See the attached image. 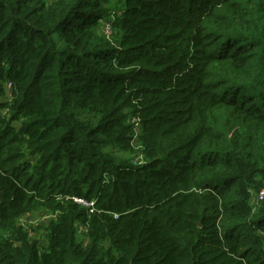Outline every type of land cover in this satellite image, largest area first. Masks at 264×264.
<instances>
[{
	"label": "trees",
	"instance_id": "trees-1",
	"mask_svg": "<svg viewBox=\"0 0 264 264\" xmlns=\"http://www.w3.org/2000/svg\"><path fill=\"white\" fill-rule=\"evenodd\" d=\"M261 188L264 0H0V264H264Z\"/></svg>",
	"mask_w": 264,
	"mask_h": 264
},
{
	"label": "built area",
	"instance_id": "built-area-1",
	"mask_svg": "<svg viewBox=\"0 0 264 264\" xmlns=\"http://www.w3.org/2000/svg\"><path fill=\"white\" fill-rule=\"evenodd\" d=\"M104 31H105V33H108L109 34L111 32V29H110L109 26H105L104 27ZM10 88H11V83L10 82H7L6 83V89L9 90ZM10 99H11V91L9 90L5 94L3 101H9ZM130 122L134 124L133 130L136 133L138 131V125H137V122H136L135 118H132L130 120ZM72 200L75 203L80 204L83 207L88 208V209H91L92 206H93V203H88L86 201H83V200H80V199H77V198H72ZM255 200L256 201H262V200H264V188H261L259 190V192L257 193V195L255 197ZM44 218H46V216H43L42 221L45 220ZM39 221H40V216L35 217V219H32V218H28V219L27 218H22L21 221H20V223H21V225L27 226L29 224H32V223H35V222H39Z\"/></svg>",
	"mask_w": 264,
	"mask_h": 264
},
{
	"label": "rangeland",
	"instance_id": "rangeland-1",
	"mask_svg": "<svg viewBox=\"0 0 264 264\" xmlns=\"http://www.w3.org/2000/svg\"><path fill=\"white\" fill-rule=\"evenodd\" d=\"M110 33H111V32H110ZM110 33H109V34H110ZM103 34L106 35V36L109 35L108 33H105V31H103ZM44 219H46V218H44Z\"/></svg>",
	"mask_w": 264,
	"mask_h": 264
},
{
	"label": "clouds",
	"instance_id": "clouds-1",
	"mask_svg": "<svg viewBox=\"0 0 264 264\" xmlns=\"http://www.w3.org/2000/svg\"><path fill=\"white\" fill-rule=\"evenodd\" d=\"M259 192V191H258ZM74 198H76V197H74ZM78 199V198H77ZM81 200V199H80ZM84 201V200H83ZM88 203H92V202H88ZM80 205V204H79ZM85 208V207H84ZM86 209H88V208H86ZM89 210H91V209H89Z\"/></svg>",
	"mask_w": 264,
	"mask_h": 264
}]
</instances>
